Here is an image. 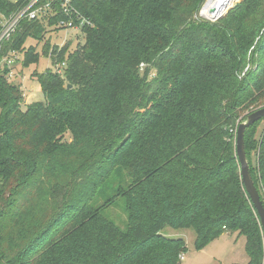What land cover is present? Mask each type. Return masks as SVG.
I'll use <instances>...</instances> for the list:
<instances>
[{
  "label": "trees",
  "instance_id": "16d2710c",
  "mask_svg": "<svg viewBox=\"0 0 264 264\" xmlns=\"http://www.w3.org/2000/svg\"><path fill=\"white\" fill-rule=\"evenodd\" d=\"M204 1L71 0L83 42L43 47L66 68L34 71L44 99L24 108L0 65V264H180L185 241L167 226L191 228L197 249L236 231L246 264H264L234 144L240 117L264 106V0L213 22L198 16ZM26 2L0 0V13ZM44 33L21 20L0 58L36 63L26 40ZM261 121L244 148L264 205ZM119 201L124 228L110 218Z\"/></svg>",
  "mask_w": 264,
  "mask_h": 264
},
{
  "label": "rangeland",
  "instance_id": "374dc122",
  "mask_svg": "<svg viewBox=\"0 0 264 264\" xmlns=\"http://www.w3.org/2000/svg\"><path fill=\"white\" fill-rule=\"evenodd\" d=\"M206 2L207 0H205L202 4L200 11ZM239 2L240 0H234V4L227 10L230 11ZM56 3L58 4V7L56 6ZM56 3L55 6L57 11L52 10V13L50 15L40 18V22L45 27V33L42 37V40L39 42H36L32 38H28L26 40L27 47L29 45H34L36 47V50L38 52V61L27 66H22L21 61L23 58V54L20 51H16L17 53L15 54V56L9 57V59H14V61H12V63L10 64V69H14V74L9 77V81L20 84L23 92L26 94L25 99L22 102V108H24L27 103L44 99L40 85L38 81L33 78L32 73L34 71L43 72L46 69L52 70V66L60 62H53L50 55H44L43 47L48 44L50 46V51H52V47H54L55 45H57V47H62L63 45L68 44L69 51H72L78 43L81 44L83 42V26L80 25V22L84 21L85 18H82L80 11L77 8H73V5L68 4V6L66 5L65 8L62 9L61 7H63L64 2L60 0ZM67 7L68 10L65 11ZM59 10L62 11L61 13L65 15L64 18L58 17ZM8 16L0 13V23L5 17ZM53 18L57 19L55 20V22L51 23V20ZM62 20H65V22L73 21V28L60 26L59 22ZM216 20L218 19L208 21L213 22ZM4 56H8V54ZM2 57L0 58V65L5 63L4 61H2ZM64 62L66 63L65 60ZM64 68H66V66ZM247 114L248 113L243 114L240 117V121H242ZM263 126L264 121H261L257 128V134L260 132ZM63 140L70 141V133H65L63 136ZM110 212V218L114 220L121 228H124L126 224V213L124 212L121 202L119 201V203L114 205ZM161 232L168 237H182L184 239L186 251L183 253L180 259V264H246L247 262V255L244 249L245 238L244 236H239L238 232L236 231L224 232L198 249L194 246L195 233L191 228L175 229L167 226Z\"/></svg>",
  "mask_w": 264,
  "mask_h": 264
},
{
  "label": "built area",
  "instance_id": "2783aa9c",
  "mask_svg": "<svg viewBox=\"0 0 264 264\" xmlns=\"http://www.w3.org/2000/svg\"><path fill=\"white\" fill-rule=\"evenodd\" d=\"M56 1H60V0H44V1L43 0H27V2L24 5L19 7L16 11L12 12L8 17H5L0 23V46L4 41L8 40L11 37V35L15 31V29L17 28L21 20L40 19L41 17L50 15L52 13V10L55 11ZM62 2H64L63 7H61L62 9H64L66 5L68 6V4L69 5L71 4V0H62ZM66 10H68V7L65 9V11ZM200 13H199V16L203 18L200 15ZM82 18L84 19V17ZM72 22L73 21L65 22V20H62L59 22V25L73 28ZM84 24H89V22L86 19H84V21L80 22V25L83 26ZM58 49H60V47H58ZM16 53H17L16 51H11L8 53V56L2 57V61L5 62L4 64H6L9 67V69L11 66L10 64L12 63V61H14V59H11V58L9 59V57L15 56ZM65 66H66V63L64 61H61L52 66V71L62 76ZM140 66L142 68L143 65L141 64ZM13 74H14V69L13 70L10 69L8 77H11ZM182 255L180 256V259Z\"/></svg>",
  "mask_w": 264,
  "mask_h": 264
},
{
  "label": "water",
  "instance_id": "95a60500",
  "mask_svg": "<svg viewBox=\"0 0 264 264\" xmlns=\"http://www.w3.org/2000/svg\"><path fill=\"white\" fill-rule=\"evenodd\" d=\"M202 11H203V7L201 9L200 15L204 19L215 20V19L222 18L227 13L228 10L225 11L224 13H221L217 17H213V18L205 17ZM209 12L213 13L214 11L213 9H210ZM263 117H264V106H261L253 110L252 112L248 113L246 117L237 124V127L235 129L234 144H235V154L239 162L241 180H242L244 189L259 217V222H260V225L263 231V237H264V205L260 198L259 191L257 187L255 186L254 181L252 179V176L249 170V164H248L247 157H246L245 148H244L245 129Z\"/></svg>",
  "mask_w": 264,
  "mask_h": 264
},
{
  "label": "bare ground",
  "instance_id": "6f19581e",
  "mask_svg": "<svg viewBox=\"0 0 264 264\" xmlns=\"http://www.w3.org/2000/svg\"><path fill=\"white\" fill-rule=\"evenodd\" d=\"M234 4V0H207L203 6V15L207 18L217 17L221 13H224ZM213 9V13H210L209 10Z\"/></svg>",
  "mask_w": 264,
  "mask_h": 264
},
{
  "label": "crops",
  "instance_id": "0c3cea01",
  "mask_svg": "<svg viewBox=\"0 0 264 264\" xmlns=\"http://www.w3.org/2000/svg\"><path fill=\"white\" fill-rule=\"evenodd\" d=\"M21 89H22V87H21ZM23 90V89H22Z\"/></svg>",
  "mask_w": 264,
  "mask_h": 264
}]
</instances>
